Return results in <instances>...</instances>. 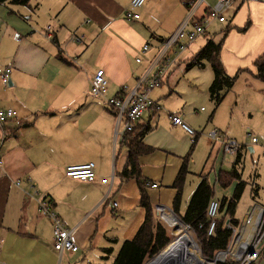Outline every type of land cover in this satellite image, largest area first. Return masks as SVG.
<instances>
[{"label":"crops","instance_id":"obj_1","mask_svg":"<svg viewBox=\"0 0 264 264\" xmlns=\"http://www.w3.org/2000/svg\"><path fill=\"white\" fill-rule=\"evenodd\" d=\"M130 1L32 0L26 7L11 3L0 5V65L12 68L10 85L4 88L0 82V108H11L17 113L15 120L0 126V160L3 162L0 168V264H61L64 256L67 259L81 257L86 264H95L91 262H96L104 250L111 249L113 255L114 246L134 238L144 222L145 211L140 206L136 180L124 181L120 177L128 152L114 139V115L103 99L90 96V81L98 70L103 71L107 81L104 99L119 95L123 87H132L159 51L162 41L185 19L187 5L182 0H147L139 10L140 18L128 21L124 14ZM210 4L205 0L196 12L198 19L204 17ZM224 17L223 23H209L202 36L207 37L213 25L221 29L206 43L211 40L221 45L219 59L225 74L237 76L227 93L240 77L249 79L250 86L259 90L257 83L262 82L256 78L254 62L264 54V2L235 0ZM144 45L149 47L145 53L141 51ZM180 54L170 53V58L175 59L174 65ZM137 58L141 63L136 62ZM195 68L202 69L204 65ZM152 100L158 103L159 99ZM164 106L170 107L167 101ZM163 107L161 112L145 113L136 128L149 129L142 143L153 152L139 158L140 174L143 180L158 186L157 189L147 187L146 193L154 217L161 224L166 222L167 226L162 224L166 233L170 229L174 236L171 239L167 233L171 243L176 235L174 227L170 226L174 219L169 220V217L182 222L185 214L180 216L179 209L177 214L172 210L176 194L173 184L183 159L193 154L199 134L196 132L192 144L182 129L171 125L168 115H178L186 124L192 123L195 116L183 109L172 113ZM218 107L213 105L208 122ZM204 111L195 109V114ZM211 132H216L221 140L213 142L208 136ZM209 133L207 138L216 147L207 172L213 174L215 186L207 181L208 173L202 172L195 190L205 179L214 199L216 185L221 186L218 176L225 177L233 168L237 170L235 159L241 153L239 147L232 154L235 159L231 172L219 171L218 154L220 151L227 154L222 145L227 140L218 130ZM88 163L94 165L96 182L88 184L65 177L67 167ZM112 170L111 186L101 184L102 178H110ZM237 185L238 181L235 188ZM44 200L67 227L76 229L79 249L63 255L60 262L52 247V224L39 213L40 202ZM216 201L219 203L218 222L222 221L224 228L228 222L232 225L226 207ZM261 208L254 207L250 216ZM159 211L167 215L168 221L161 219ZM244 224L240 230L243 237ZM245 236L247 238L248 234Z\"/></svg>","mask_w":264,"mask_h":264},{"label":"rangeland","instance_id":"obj_2","mask_svg":"<svg viewBox=\"0 0 264 264\" xmlns=\"http://www.w3.org/2000/svg\"><path fill=\"white\" fill-rule=\"evenodd\" d=\"M208 1L211 3V6L215 2V0H207V3ZM262 1L264 2V0ZM220 30L218 25H213L212 28L208 30L207 37L204 38L200 36L187 52L183 51L184 53L180 54L181 56H179L175 65H172L173 67L171 66L167 70V77L163 78V84L161 83L160 88H156L151 92L150 98L159 99L157 104L161 107H163L164 101H167L170 107L167 108L164 106L163 108L169 112L174 113L175 110L183 109L191 113L192 116H195V120L190 124L188 123V125L199 134V138L188 164V174L185 177L181 205L179 208L180 216L186 211L187 204L195 190L198 175L202 172L208 173L207 170L211 166V161L213 159L211 154L216 146L210 142L207 138V134L211 130H218L223 134L224 140L234 141L240 147L241 160L240 163H238L237 171L240 175L241 182L245 184V189L237 204L234 215V219L238 222L234 230L235 234L238 235L246 218L253 212L254 207H264V92L262 91V83H257L261 87V89L258 90V88L250 86L247 82L249 79L240 77V80L236 82L233 90L225 95L211 122H208V117L213 111V104L209 101L207 94L208 87L213 77L211 68L205 63L202 69L193 68L187 70V63H185V61L193 57L200 48L202 49L204 47L206 41L214 34L219 33ZM166 78L167 81L165 80ZM200 108L205 109V111L196 115L195 109L199 111ZM158 112H161V110ZM252 139H256L257 144H252ZM250 149H252L251 152ZM234 159V155L223 154V151H220L218 154L219 171L223 173L231 172V165ZM216 167L217 162L215 163V168ZM206 178L209 184L214 187L213 174L208 173ZM235 184L236 181L232 180L226 188L216 185L214 199L218 200L220 203L223 198L230 199L234 192ZM259 212L260 209H256V212L246 220V225L244 224L246 232H253V224ZM162 222L167 226L166 222ZM173 229L176 238L172 242L179 236L185 238L190 236L193 241L197 243L195 238L192 237L193 234H191L182 222H180V225L177 224ZM185 230H188V236L184 234ZM167 233L171 239L174 238V236L171 235L170 229H168ZM132 239L133 237L129 241ZM180 241L179 238L174 244L171 242L173 245L169 243L168 247L170 244V246H174ZM193 241L192 244L189 243L190 245H186V254L184 255V258L189 255L190 261L195 260V253H197V247ZM120 246L121 244L119 246H114L113 255H98L96 262L93 261L91 263L112 264ZM167 248H165L164 251H166ZM261 248L264 250V239L261 243ZM200 250V246L198 245L199 255L197 253L195 263L200 261L199 258L203 259L200 255ZM92 256L93 255L90 257ZM157 257L158 256L148 260L145 264H150ZM61 264H86V262L82 261L81 257H78V259L74 257L67 259L66 256H64ZM254 264H264V251Z\"/></svg>","mask_w":264,"mask_h":264},{"label":"built area","instance_id":"obj_3","mask_svg":"<svg viewBox=\"0 0 264 264\" xmlns=\"http://www.w3.org/2000/svg\"><path fill=\"white\" fill-rule=\"evenodd\" d=\"M234 1L235 0H217L213 6L207 7L206 14L201 19L196 17V12L205 4V0L189 1L185 19L175 32L162 41L159 51L151 60L145 72L135 80L134 85L130 88L123 87L119 95H116L111 99H104L107 93V81L105 80L104 73L102 70H98L94 74L90 81V96L103 99L104 104L112 111L115 118V141L119 140L121 143L124 136L134 130L140 118L145 113L162 110V107L150 98V94L154 89L161 86L162 79L167 70L174 65L175 59L170 58V53L176 56L185 51L188 45L195 42L197 38L205 33V29L209 23L213 21L219 23L225 22L224 12ZM146 2L147 0H131L125 11L124 18L128 21L138 20L140 18L139 10L146 4ZM148 49V45H144L141 51L145 53ZM136 62L141 63V59L137 58ZM11 71L12 68L10 66L0 65V82L4 88H7L10 85ZM16 118L17 113L15 110L11 108H0V126H3ZM168 119L172 126L182 129L191 138L192 144L195 142L197 133L186 124L180 116L169 114ZM208 136L213 142H219L221 140L216 132H211ZM252 144H257L256 139H252ZM222 145L224 152L227 154H235L239 149V146L234 141H223ZM2 165L3 162L0 160V168ZM64 175L66 178L88 184H92L98 180L92 163L67 167ZM113 178L114 171L112 170L110 178H102L100 182L103 185L109 184L111 186ZM149 188L157 189L158 186L150 183ZM113 206L117 207V204L114 203ZM51 209V205L47 201L44 200L40 202L39 213L52 224V247L58 254L59 260H61L64 254L76 253L79 249L76 240V229L67 227ZM159 212L161 219L168 221L166 219L167 215L161 211ZM218 213L219 203L216 200L211 199L206 208V218L208 222L207 236H212L215 233L218 225ZM173 219L175 223L171 224L169 222L170 226L175 227L177 224L180 225L178 219ZM225 228L232 232L227 249L225 251L217 252L211 260L203 258L200 250V255L203 259L199 258L200 261H198V264L199 262H201L200 264H225L226 262L235 264H254L259 259L263 250L261 248V243L264 239V207L260 209L255 220L253 234L249 242H244L245 240L242 239L241 233L236 235L234 230L235 227L229 222L226 224ZM187 229L189 230L188 227ZM188 230L184 231L187 235H189ZM180 237L181 236L176 240ZM1 243L2 241H0V244ZM194 244L198 250V244L196 242H194ZM160 254H162V252ZM167 264L173 263L168 262Z\"/></svg>","mask_w":264,"mask_h":264},{"label":"trees","instance_id":"obj_4","mask_svg":"<svg viewBox=\"0 0 264 264\" xmlns=\"http://www.w3.org/2000/svg\"><path fill=\"white\" fill-rule=\"evenodd\" d=\"M31 1L32 0H0V5L11 3L15 6L26 7L30 5ZM182 1L188 5L189 1L193 0ZM220 48V44H216L209 40L186 65L187 70L195 67H203L205 63L210 65L213 80L209 86L208 95L214 108L220 105L225 94L232 89L237 78V76L229 77L225 74L219 59ZM254 67L256 69V78L264 83V54L254 62ZM148 132L149 129L147 128L137 130L135 126L134 130L127 133L121 142V145L127 150L128 156L126 165L120 173V177L124 181L129 179L136 180L140 191V206L145 211V219L135 237L131 241H124L122 243L112 264H145L148 260L158 256L170 243L166 228L159 223L153 215L150 198L146 193V188L149 187L151 182L143 180L140 174L139 158L153 152V149L146 147L142 143L143 137ZM191 152L192 148L190 153ZM189 156L190 154L183 159L182 167L173 184L176 194L173 199L172 210L176 214L181 204ZM240 160L241 155L238 153L235 159V166H238ZM232 180L238 181V185L235 188L232 198L229 200L223 199L221 201V206L226 207V215L231 217L230 221L232 225L236 227L238 222L234 220L233 217L237 204L244 192L245 184L241 182L240 175L235 168H233L231 173L225 175V177H221V175L218 176V182L222 187H226ZM212 197L213 191L207 181L203 179L195 190L182 218V222L189 228L197 244L200 246L202 257L207 260L213 259L217 252L225 251L231 238V231L222 227V221L218 222L214 235L207 236L208 222L206 218V208ZM111 253V249L104 250V254L106 255H110ZM225 264L235 263L226 262Z\"/></svg>","mask_w":264,"mask_h":264},{"label":"bare ground","instance_id":"obj_5","mask_svg":"<svg viewBox=\"0 0 264 264\" xmlns=\"http://www.w3.org/2000/svg\"><path fill=\"white\" fill-rule=\"evenodd\" d=\"M169 220H173V218L169 217ZM242 233H244V237L242 236V239L245 240L244 242H249L250 238L252 237L253 232L252 233L246 232V230L243 228ZM246 233L247 234L249 233L247 238L245 236ZM184 234L186 236H188L186 233H184ZM180 240L181 241L179 243L175 244L174 246H169L167 248V250L164 251L158 259L152 261L150 264H167L168 262H171L173 264H198V262L195 263L198 250H197V253H195V260L194 261L189 260V255H187L186 258H184V255L186 254V245H188L189 243L192 244V239L189 237L185 238V237L181 236ZM173 244H174V242H173ZM221 258H222V256H221ZM200 263L201 262H199V264Z\"/></svg>","mask_w":264,"mask_h":264},{"label":"water","instance_id":"obj_6","mask_svg":"<svg viewBox=\"0 0 264 264\" xmlns=\"http://www.w3.org/2000/svg\"><path fill=\"white\" fill-rule=\"evenodd\" d=\"M250 152H251V151H250ZM167 247H168V246H167ZM167 247H166V248H167ZM163 251H164V250H163ZM162 253H163V252H162ZM160 255H161V254H159L158 257H157L156 259H158V258L160 257ZM156 259H155V260H156Z\"/></svg>","mask_w":264,"mask_h":264}]
</instances>
